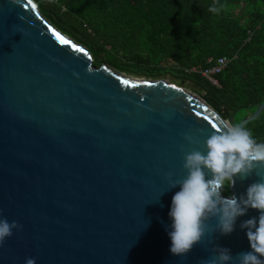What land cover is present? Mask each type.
<instances>
[{
    "label": "water",
    "instance_id": "obj_1",
    "mask_svg": "<svg viewBox=\"0 0 264 264\" xmlns=\"http://www.w3.org/2000/svg\"><path fill=\"white\" fill-rule=\"evenodd\" d=\"M262 114L264 105L239 126ZM235 116L224 121L167 80L96 67L33 0H0V218L22 225L0 246V264H203L215 247L251 251L240 225L256 209L228 235L212 231L213 219L183 257L168 235L180 188L169 190L167 173L183 178L185 153L205 150ZM257 180L237 178L232 194Z\"/></svg>",
    "mask_w": 264,
    "mask_h": 264
},
{
    "label": "trees",
    "instance_id": "obj_2",
    "mask_svg": "<svg viewBox=\"0 0 264 264\" xmlns=\"http://www.w3.org/2000/svg\"><path fill=\"white\" fill-rule=\"evenodd\" d=\"M33 1L60 32L88 48L96 67L191 83L224 121L236 113L235 125L264 105V0ZM214 4L225 7L214 14ZM221 57L231 61L217 76L218 89L200 70ZM245 129L264 143V114Z\"/></svg>",
    "mask_w": 264,
    "mask_h": 264
},
{
    "label": "clouds",
    "instance_id": "obj_3",
    "mask_svg": "<svg viewBox=\"0 0 264 264\" xmlns=\"http://www.w3.org/2000/svg\"><path fill=\"white\" fill-rule=\"evenodd\" d=\"M224 5L214 4L209 11L218 14ZM190 142L191 136H187ZM205 150L193 149L184 155L186 175L174 178L167 173L169 190L179 187L172 197L168 235L170 251L183 257L203 241L209 232V222L215 219L212 231L228 235L235 230L239 217L249 209L259 210V216L243 221L251 251L233 256L230 249L215 247V255L203 264H264V143L257 142L252 133L239 125L224 124L213 131L204 141ZM255 174L258 180L250 184L246 193L237 197L223 195L226 187H234L236 179H246ZM18 221L0 218V246L20 229ZM26 264H36L26 259Z\"/></svg>",
    "mask_w": 264,
    "mask_h": 264
},
{
    "label": "built area",
    "instance_id": "obj_4",
    "mask_svg": "<svg viewBox=\"0 0 264 264\" xmlns=\"http://www.w3.org/2000/svg\"><path fill=\"white\" fill-rule=\"evenodd\" d=\"M230 59L228 57H221L218 59H209V67L200 70L202 78L208 80L214 87L221 89L217 76L220 75L229 65ZM191 72H198L196 68H193Z\"/></svg>",
    "mask_w": 264,
    "mask_h": 264
},
{
    "label": "rangeland",
    "instance_id": "obj_5",
    "mask_svg": "<svg viewBox=\"0 0 264 264\" xmlns=\"http://www.w3.org/2000/svg\"><path fill=\"white\" fill-rule=\"evenodd\" d=\"M129 76H130V75H129ZM131 76H132V75H131ZM134 78H136V76H134ZM136 79H139V78H136ZM140 80H147V81H148V79H140ZM162 80H167V81H169L170 83H172V84H174V85H177V86L183 88L185 91H188V92L194 94L196 97L198 96L199 98L203 99L202 96H201V91H200L198 88H196V87H195L193 84H191V83H187V84H185V85H182L181 82H174V81L170 78V76H166V78H164V79H162ZM203 100H204V99H203Z\"/></svg>",
    "mask_w": 264,
    "mask_h": 264
},
{
    "label": "bare ground",
    "instance_id": "obj_6",
    "mask_svg": "<svg viewBox=\"0 0 264 264\" xmlns=\"http://www.w3.org/2000/svg\"><path fill=\"white\" fill-rule=\"evenodd\" d=\"M189 95H191L192 97H196L194 94H192V93H190V92H188V91H186Z\"/></svg>",
    "mask_w": 264,
    "mask_h": 264
}]
</instances>
